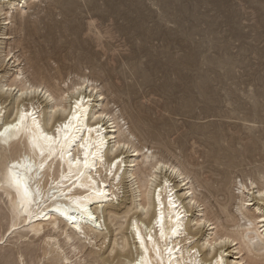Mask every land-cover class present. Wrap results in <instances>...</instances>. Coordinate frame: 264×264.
<instances>
[{"label":"bare ground","instance_id":"obj_1","mask_svg":"<svg viewBox=\"0 0 264 264\" xmlns=\"http://www.w3.org/2000/svg\"><path fill=\"white\" fill-rule=\"evenodd\" d=\"M23 3L0 0L1 24H10ZM24 27L25 46L39 50L45 33ZM12 49L0 56V68ZM9 59L15 69L7 82L0 77V131L25 118L18 132L0 137V245H9L0 246V264H264V174L236 183L231 212L219 203L222 225L201 210L188 168L138 144L92 78L59 82L33 62L30 79L19 56ZM134 128L142 141L150 137L168 149L158 132L143 123ZM41 134L53 142L34 147L33 135ZM213 170L219 179L211 175L197 186L217 183L211 194L218 196L228 178L223 168ZM123 191L129 203L119 208Z\"/></svg>","mask_w":264,"mask_h":264},{"label":"rangeland","instance_id":"obj_2","mask_svg":"<svg viewBox=\"0 0 264 264\" xmlns=\"http://www.w3.org/2000/svg\"><path fill=\"white\" fill-rule=\"evenodd\" d=\"M27 3L13 9L10 24L0 21L1 58L13 48L0 68L3 81L15 69L13 53L30 79L33 62L59 82L92 78L108 108L125 117L135 141L186 166L201 210L226 225L219 203L231 212L236 183L264 174V0ZM35 26L45 33L39 50L33 42L26 47L22 36L21 27ZM139 123L158 132L168 149L150 137L142 141L134 128ZM216 166L228 178L218 196L211 194L217 183L197 186L211 175L219 179ZM124 195L119 208L129 203ZM254 206L247 209L259 215ZM225 255L232 261L235 254Z\"/></svg>","mask_w":264,"mask_h":264},{"label":"snow or ice","instance_id":"obj_3","mask_svg":"<svg viewBox=\"0 0 264 264\" xmlns=\"http://www.w3.org/2000/svg\"><path fill=\"white\" fill-rule=\"evenodd\" d=\"M21 95H24V94L22 93ZM77 107H79V101L77 102ZM24 118L25 117L22 115L21 118H20V121H18L15 124H9L7 127H5L2 131H0V137H4V135L6 133H9L11 130H15V131L18 132L20 130V125L23 122ZM69 126L70 125L66 124L64 127L65 128H68ZM66 138H67V136H65V139ZM41 140H43V141L48 142L49 144H51L53 142V137L47 136V135H44V134H41L39 136L33 135V138H32L33 146L34 147H39L40 146L39 142ZM84 163H85V165H87V163H88L87 162V159H85ZM12 167H15V165H13ZM9 175L12 178V180H13L14 183H16L17 185H20V181L18 179H16L15 173L12 172L11 168L9 169ZM24 193H25V195L28 194L27 188L24 189ZM261 195L264 196V193H261Z\"/></svg>","mask_w":264,"mask_h":264}]
</instances>
